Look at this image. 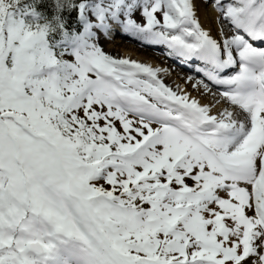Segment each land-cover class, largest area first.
I'll return each instance as SVG.
<instances>
[{"label": "snow or ice", "instance_id": "obj_1", "mask_svg": "<svg viewBox=\"0 0 264 264\" xmlns=\"http://www.w3.org/2000/svg\"><path fill=\"white\" fill-rule=\"evenodd\" d=\"M0 264H264V0H0Z\"/></svg>", "mask_w": 264, "mask_h": 264}, {"label": "rangeland", "instance_id": "obj_2", "mask_svg": "<svg viewBox=\"0 0 264 264\" xmlns=\"http://www.w3.org/2000/svg\"><path fill=\"white\" fill-rule=\"evenodd\" d=\"M125 41V42H124ZM106 46V51L109 53L111 51H118L119 53H123V56L131 57L133 59H137L141 62L150 63L153 66H163L168 67V64L166 62H162L160 58H157V54L148 48H143L141 46H137L135 44H131V41L128 40V38H118L117 40H113L111 42H104ZM127 43V44H126ZM161 62V63H160ZM171 69V71L165 75V80L169 84H177L179 83V80L181 81L184 76H186L185 72L178 69H173L172 67H168ZM185 73V74H184ZM181 76V77H179ZM178 79V81H177ZM197 93L193 90V95H196Z\"/></svg>", "mask_w": 264, "mask_h": 264}, {"label": "bare ground", "instance_id": "obj_3", "mask_svg": "<svg viewBox=\"0 0 264 264\" xmlns=\"http://www.w3.org/2000/svg\"><path fill=\"white\" fill-rule=\"evenodd\" d=\"M205 24H206V26H212V27H215V24H214V22H213V20H212V17H211V15H209L206 19H205ZM130 37V36H129ZM118 39V37L116 36L115 38H114V40H117ZM127 44V43H126ZM132 44V43H131ZM105 50H106V46H105ZM165 50V49H164ZM111 54H113V55H117V56H121V57H124L123 56V53L121 52V53H119L118 51H111L110 52ZM131 58V57H130ZM133 59V58H132ZM161 63V62H160ZM166 64H168V67H169V63L167 62ZM167 67V66H166ZM172 67V66H171ZM176 70V69H175ZM181 73H182V71H181ZM183 74V73H182ZM185 74V73H184ZM185 75H189L188 73H186ZM179 77H181V76H179ZM166 78V77H165ZM177 81H178V79H177ZM182 81H183V79L180 81L179 80V83L180 84H182ZM174 84H175V82H174Z\"/></svg>", "mask_w": 264, "mask_h": 264}]
</instances>
